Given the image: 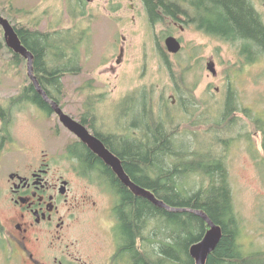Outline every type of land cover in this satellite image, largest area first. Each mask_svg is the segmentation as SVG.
I'll list each match as a JSON object with an SVG mask.
<instances>
[{
  "label": "rangeland",
  "instance_id": "1",
  "mask_svg": "<svg viewBox=\"0 0 264 264\" xmlns=\"http://www.w3.org/2000/svg\"><path fill=\"white\" fill-rule=\"evenodd\" d=\"M256 2L264 13V0ZM0 13L17 26L60 33L55 38L62 40L64 54L73 53L75 60L63 75L62 90L54 93L66 113L76 118L91 113L95 126L104 132L129 136L135 131L131 128L133 120L145 128L144 117L135 115L144 106L151 111L146 114L147 121L152 114L164 119L170 131H177L194 149L198 138L209 141L212 136L207 123H200L198 118L215 121L220 114V138H232L229 145L220 146V152L226 159L236 209L244 225L242 240L248 249H264L262 134L243 114L239 113L236 123L232 121L234 115L224 118L222 96L217 90L229 79L241 103L264 112V55L241 69L238 43L224 42L184 21L177 26L169 18L153 23L142 0H0ZM169 34L182 38L183 49L178 55L167 51L165 38ZM121 47L124 52L118 63ZM212 57L217 76L207 69ZM67 58L62 61L65 65ZM47 61L49 67L54 66V55L49 54ZM234 69L239 74H234ZM27 78V61L15 58L0 27V99L18 95L28 84ZM175 93L185 94L190 117L182 118L183 109L172 107L171 95ZM32 110L23 108L16 114L14 128L20 141L37 142L33 127L38 119ZM55 121L58 118H47L49 125ZM137 131L145 136L142 130ZM74 140L65 129L64 143L69 145ZM67 161L76 166L73 160ZM199 182L190 178L195 187ZM98 200L101 210L82 206L75 212L70 231L91 253H100L102 244L112 237L113 217L102 211L108 207L107 198ZM0 264H14L2 241Z\"/></svg>",
  "mask_w": 264,
  "mask_h": 264
},
{
  "label": "flooded vegetation",
  "instance_id": "2",
  "mask_svg": "<svg viewBox=\"0 0 264 264\" xmlns=\"http://www.w3.org/2000/svg\"><path fill=\"white\" fill-rule=\"evenodd\" d=\"M170 1L175 2L180 10L174 15H169L159 5L157 12L163 20L169 18L174 26L179 25L180 21H184L189 25L196 26L197 30L210 34L202 18H199L195 0ZM245 1L254 9L264 27V13L257 8L256 0ZM142 3L146 13L151 16L145 0H142ZM131 8L134 6L131 5ZM183 28L184 26L181 25V29ZM170 35H174L180 40L183 49L182 38L175 34L168 36ZM217 37L229 44H239L240 62L238 65L241 69L248 68L264 55V49L257 48L255 40L241 36L232 38L223 34ZM120 51L119 59L123 55V47ZM181 51L178 53L168 52L178 55ZM12 52L17 58V53ZM64 52L65 50H63ZM65 57H68L67 60L72 58L71 63L75 60L73 53L69 56L63 54L61 58L56 59V65L62 69V72L55 75L58 80V84L55 85H49L46 82L50 78V74L47 71H39L34 59L33 74L48 95L43 82L49 85L48 89L50 88L52 93L55 90L57 92L62 90L63 75L69 72L65 70V63L62 62ZM21 58L22 61H27L23 56ZM210 61H214L216 64L212 57L207 65ZM45 64L48 70L49 62L46 60ZM233 72L239 74L236 69ZM217 75L218 71L214 76ZM27 77L29 82L19 90L18 95H9L3 100L0 99V212H2L0 215V241L3 242V248L8 252L10 262L14 264H144L142 238L137 235L135 239V246L139 254L136 256L131 249L125 246L124 235L119 234L120 218L117 209L122 200L120 193L130 191L134 195L136 194L120 179L111 166L60 121L58 114L40 93L33 77L29 74L28 61ZM217 90H220L222 96L221 112L224 118L234 115L232 121L236 123L235 120L240 117V113L247 116L251 123L254 122L256 106L241 103L229 79ZM34 94H39L45 104L33 100L31 96ZM49 97L65 111L61 101L55 100L50 95ZM171 98L172 107L179 108L182 96L175 93L171 95ZM22 107L32 108L36 119H38L33 127L34 134L38 136L35 143L20 141L17 137L14 125L16 114L23 109ZM142 107V110L135 115L151 112L146 107ZM152 115L149 124L159 123V119ZM71 116L85 126L93 136L102 141L121 160L124 170L133 183L143 187L127 171L123 158L118 154L119 148L114 147L116 139L144 140L145 136L138 135L137 131L138 129L142 130L145 134V128H141L140 122L133 120L131 126L135 129L133 134L118 136L98 129L91 119V113H85L79 118ZM49 117L58 118L59 121L49 125L47 122ZM65 129L75 138L69 145L63 141ZM111 142H113V146L110 145ZM81 149L90 153L87 152L85 157L83 153L81 154ZM88 154L95 160L91 161ZM67 160H73L76 166L71 165V162ZM103 197L107 198L105 204L108 207L102 211L110 213L113 217V224L110 227L112 237L102 244L98 251L100 253H91L85 246L81 247V241L74 238L70 231L75 224V212L82 206L101 210L98 199H103Z\"/></svg>",
  "mask_w": 264,
  "mask_h": 264
},
{
  "label": "trees",
  "instance_id": "3",
  "mask_svg": "<svg viewBox=\"0 0 264 264\" xmlns=\"http://www.w3.org/2000/svg\"><path fill=\"white\" fill-rule=\"evenodd\" d=\"M145 2L153 23L163 21L157 12L159 5L169 15L180 10L170 0ZM194 3L199 18H202L210 34L249 38L257 42V48L264 49V27L245 0H195ZM14 26L22 43L33 52L37 69L50 74L46 82L49 85L58 84L55 75L61 73L62 69L56 65V59L64 54L62 40L55 38L59 32H41L25 26ZM49 54L54 55L55 64L47 70L45 62ZM16 57L22 60L21 55L16 54ZM68 61L65 70L73 59ZM43 84L49 95L60 101L48 89L49 85L45 82ZM31 98L45 104L39 94ZM189 106L183 95L179 108L183 109L184 119L191 116ZM146 114H139L146 122L144 140L116 139L114 147L119 148L118 154L123 158L127 171L166 204L176 208L202 210L222 226L223 237L209 256L207 264H264V249H248L242 240L244 225L236 209L226 159L220 152V146L229 145L232 138H220V114L217 119L214 118L215 121L210 117L207 120L198 118L200 123H207L212 136L209 141L198 138L194 149H191L190 142L176 134L177 131L172 133L164 119L149 124L150 120L145 119L148 118ZM253 123L262 134L264 153V112H256ZM81 150L85 157L87 152L90 153ZM88 156L91 161L95 160L90 154ZM260 166H264V162H260ZM192 177L201 180L197 187L190 183ZM120 194L122 200L117 209L120 218L119 234L124 235V244L134 255H139L135 246V239L139 235L144 244V264H196L190 255V247L199 242L209 228L201 216L191 211H171L159 207L130 191Z\"/></svg>",
  "mask_w": 264,
  "mask_h": 264
},
{
  "label": "water",
  "instance_id": "4",
  "mask_svg": "<svg viewBox=\"0 0 264 264\" xmlns=\"http://www.w3.org/2000/svg\"><path fill=\"white\" fill-rule=\"evenodd\" d=\"M0 26L4 31L5 42L7 46L15 53L23 56L28 61L29 74L33 77V80L38 87L40 93L48 101L54 111L58 114L60 121L75 135H77L84 143H86L92 150H94L109 166L113 168L115 173L120 179L128 185L137 196H143L153 202L159 207L166 208L171 211H191L201 216L209 228L206 231L204 237L197 243H194L190 247V255L195 259L196 264H207L209 256L215 251L218 244L223 237V228L221 225L216 224L204 211L190 209V208H176L166 204L163 200H160L151 190L136 185L132 182L129 175L124 170L121 160L114 155L97 137L93 136L85 126L79 123L71 115L66 113L61 106L42 89L39 85L36 77L34 76V59L35 56L23 43L15 28L8 18L0 14ZM165 44L167 49L171 53H178L182 49V43L174 35L166 37ZM118 59V63L121 60ZM208 69L214 75L217 74L216 64L214 61L208 63Z\"/></svg>",
  "mask_w": 264,
  "mask_h": 264
}]
</instances>
